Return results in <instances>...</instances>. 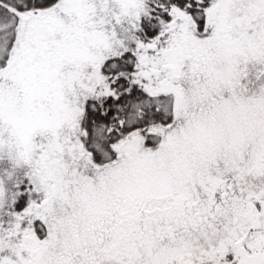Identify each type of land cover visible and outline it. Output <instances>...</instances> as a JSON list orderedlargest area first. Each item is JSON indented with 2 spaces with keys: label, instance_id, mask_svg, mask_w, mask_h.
Returning <instances> with one entry per match:
<instances>
[{
  "label": "snow or ice",
  "instance_id": "snow-or-ice-1",
  "mask_svg": "<svg viewBox=\"0 0 264 264\" xmlns=\"http://www.w3.org/2000/svg\"><path fill=\"white\" fill-rule=\"evenodd\" d=\"M0 264H264V0H0Z\"/></svg>",
  "mask_w": 264,
  "mask_h": 264
}]
</instances>
